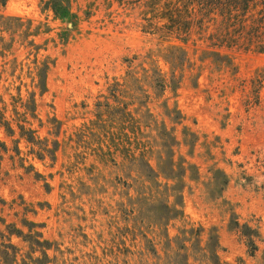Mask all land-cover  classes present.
<instances>
[{
  "label": "rangeland",
  "instance_id": "rangeland-1",
  "mask_svg": "<svg viewBox=\"0 0 264 264\" xmlns=\"http://www.w3.org/2000/svg\"><path fill=\"white\" fill-rule=\"evenodd\" d=\"M48 1L0 3V245L15 264L41 258L34 233L47 264H264V53L220 50L234 70L218 69L195 36L146 32L128 0H64L71 23ZM233 221L258 232L253 256Z\"/></svg>",
  "mask_w": 264,
  "mask_h": 264
},
{
  "label": "trees",
  "instance_id": "trees-1",
  "mask_svg": "<svg viewBox=\"0 0 264 264\" xmlns=\"http://www.w3.org/2000/svg\"><path fill=\"white\" fill-rule=\"evenodd\" d=\"M5 1L0 0V3L4 5ZM64 2V0H49L45 3V7L49 8L61 22L71 23L74 15L70 13L67 3ZM128 4L137 5L143 9L144 30L148 33L158 34L161 39L165 40L173 38L182 45H186L191 41V37L195 36L196 39L192 41V45L195 46L197 42L205 45L200 60H210L218 69L231 68L234 70L232 58L227 54L220 53V50L264 53V0H128ZM155 20L157 23L154 22ZM158 23H162V25L157 26ZM169 49L179 53L177 60L182 65L185 56L184 51L175 47ZM41 80L42 78L40 82ZM253 81V92L258 98L259 91L264 83V71L256 75ZM32 105L31 110L27 112L34 116L35 109L33 103ZM123 109L125 108L123 107ZM117 110L120 111V109ZM125 116L129 117L128 115ZM22 122L25 123L26 121L23 120ZM0 125L5 127L6 130H10L8 123L4 121L1 110ZM18 129L20 137L27 142L34 140V131L23 126H18ZM0 148L3 150L5 147L0 144ZM142 158V154L135 157L132 151L126 157L130 162L138 161V163H142L146 178L161 175L159 173L155 174L146 161H141ZM163 174L162 176L165 179H173L180 175L179 172H172L167 177ZM213 179L219 184L221 190L227 185L226 176L218 170L214 172ZM36 226L29 224V227L32 228ZM230 229L244 243L248 255L253 256L257 251L258 232L247 225H240L236 221L230 223ZM8 235L20 236L21 233L8 227ZM39 239H41L39 233H34L31 237H28L30 243L41 250V258L33 259L27 256L28 262L26 259H22L21 264L48 263L44 251L48 250L51 244L47 241H39ZM16 254V249L11 245H0L1 264H15Z\"/></svg>",
  "mask_w": 264,
  "mask_h": 264
}]
</instances>
